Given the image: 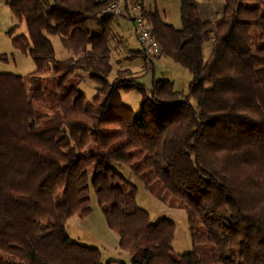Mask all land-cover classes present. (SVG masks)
Segmentation results:
<instances>
[{
    "label": "trees",
    "instance_id": "obj_1",
    "mask_svg": "<svg viewBox=\"0 0 264 264\" xmlns=\"http://www.w3.org/2000/svg\"><path fill=\"white\" fill-rule=\"evenodd\" d=\"M113 1L10 4L28 32L13 46L36 71L0 74V264H104L66 226L91 214L93 195L131 264H264V0H223L216 21L181 0V30L145 13L161 55L192 75L196 106L171 81L149 93L129 71L109 81L115 18L105 10ZM126 1L130 15L143 0ZM50 36L68 60L57 61ZM78 72L97 84L94 100L78 91ZM131 91L141 95L139 117L122 101ZM124 169L185 210L192 252L175 254L176 225L151 222Z\"/></svg>",
    "mask_w": 264,
    "mask_h": 264
},
{
    "label": "rangeland",
    "instance_id": "obj_2",
    "mask_svg": "<svg viewBox=\"0 0 264 264\" xmlns=\"http://www.w3.org/2000/svg\"><path fill=\"white\" fill-rule=\"evenodd\" d=\"M15 1L0 0V74L28 77L36 71V66L29 56L13 46L15 38L28 34L26 25L19 22L12 13L10 4ZM195 2L205 19L216 21L221 18L224 8L223 0H195ZM142 6L147 15L159 14L165 24L177 30L182 29L181 0H143ZM121 8L125 17L115 18L118 19L117 22L115 19L114 22L112 21L110 49L113 71L109 81H114L120 71H129L148 93L152 90L154 82L171 81L175 89L185 95V100L189 101L192 106H196L195 100L189 95V87L193 78L187 69L161 55L153 61L152 69L149 70L144 61L137 56L140 52V45L135 39L133 25L125 20L128 15L126 0H121ZM88 27L93 36L100 35L103 31L102 27L95 22H90ZM49 38L53 44L57 61H66L72 56V53L64 48L60 37L50 36ZM211 54L212 40L208 39L203 46L204 60L208 61ZM73 81L77 84L78 91L89 101L97 97L98 86L89 73L78 72ZM206 87L211 88L212 85L207 83ZM122 101L132 109L135 117L141 115V95L137 91L122 93ZM122 173L138 187L137 204L150 215L152 223L168 219L176 225L173 241L175 254L184 255L192 252L193 245L185 210L180 208L179 204L176 207H170L167 203L158 200L139 181L130 177L127 169L122 170ZM91 208L92 212L88 217L81 219L79 216H73L68 220L66 226L69 236L82 246L98 249L102 254L104 264L110 262L131 264L130 255L120 249L119 236L109 228L95 195L92 196Z\"/></svg>",
    "mask_w": 264,
    "mask_h": 264
},
{
    "label": "built area",
    "instance_id": "obj_3",
    "mask_svg": "<svg viewBox=\"0 0 264 264\" xmlns=\"http://www.w3.org/2000/svg\"><path fill=\"white\" fill-rule=\"evenodd\" d=\"M105 14L114 18L125 17L121 8V0H115L110 6H108L105 10ZM129 17L135 26L137 39L141 45L143 59L150 70L152 69L153 61L161 55V46L153 36L151 26L146 19L142 5L137 4L133 6Z\"/></svg>",
    "mask_w": 264,
    "mask_h": 264
},
{
    "label": "crops",
    "instance_id": "obj_4",
    "mask_svg": "<svg viewBox=\"0 0 264 264\" xmlns=\"http://www.w3.org/2000/svg\"><path fill=\"white\" fill-rule=\"evenodd\" d=\"M125 20L126 21H129L130 23H131V25H133V29H134V33H135V39H136V41H137V43L140 45V43H139V41H138V39H137V34H136V31H135V26H134V24H133V21L131 20V18L129 17V14L127 15V18H125ZM118 21V19H115V22H117ZM114 22V21H113ZM97 24V23H96ZM98 25V24H97ZM98 26H100V25H98ZM101 27V26H100ZM140 52H141V45H140ZM139 52V53H140ZM140 56V58L144 61V59L141 57V55H139ZM161 57V55L160 56H158L157 58H160ZM156 58V59H157ZM144 63H145V61H144ZM145 65H146V63H145ZM154 84V83H153Z\"/></svg>",
    "mask_w": 264,
    "mask_h": 264
}]
</instances>
